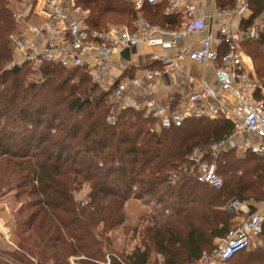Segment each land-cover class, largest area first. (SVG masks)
I'll return each mask as SVG.
<instances>
[{
    "label": "trees",
    "instance_id": "obj_1",
    "mask_svg": "<svg viewBox=\"0 0 264 264\" xmlns=\"http://www.w3.org/2000/svg\"><path fill=\"white\" fill-rule=\"evenodd\" d=\"M78 4L90 9L87 25L94 30H105L109 24L131 27L136 18L129 2L78 0ZM252 5L259 12L264 0H253ZM163 8L145 3L141 15L151 24L178 29L180 17L164 15ZM14 29L8 5L0 0V158L12 165L22 184L31 186L37 209L31 217L38 221L31 220L30 225L44 248L50 244L47 260L52 264H69L70 256L81 258L80 264H105L107 254L109 264H150L152 247L164 264H189L234 229L235 216L225 210L229 200H264V161L250 152L228 149L209 159L222 178L220 189L181 170L194 148L229 136L233 128L229 122L190 117L180 126L151 132L152 120L122 107L115 123L109 124L108 94L100 92L83 70L46 65V79L36 85L28 82L26 67L17 73L6 69L8 35ZM242 48L264 82V29L257 39L245 40ZM84 183L94 194L117 200L148 197L174 218L142 237L127 255H112L108 238L97 236L95 223L84 218L74 201L72 192ZM253 211L250 206L249 213ZM119 223L113 216L106 229ZM260 238L264 242V223ZM54 242L57 249L51 247ZM36 258L37 264L44 263ZM230 264H264V247L243 250Z\"/></svg>",
    "mask_w": 264,
    "mask_h": 264
},
{
    "label": "built area",
    "instance_id": "obj_2",
    "mask_svg": "<svg viewBox=\"0 0 264 264\" xmlns=\"http://www.w3.org/2000/svg\"><path fill=\"white\" fill-rule=\"evenodd\" d=\"M3 1L8 5L15 24L14 31L8 35L10 61L6 69L26 67L28 82L36 85L45 81L46 65L83 70L100 92L108 94L109 124L115 123L122 102L135 97L134 90L137 89L142 90L143 95L134 98L131 108L140 112L144 120L154 122L151 132L180 126L190 117L220 118L229 122L233 127L229 136L203 148H194L181 167L183 173L195 176L199 183L214 189H220L223 182L209 159L218 157L221 152L228 149L240 154L250 152L264 161V82L247 65V56L240 49L241 39L228 22L235 16L244 18L253 0H241L234 7L220 10L218 15L226 21L220 24L216 40L207 34L197 47L178 46V41L207 29L206 16L198 10V0H115L131 3L136 18L131 27L113 25L105 30H94L87 25L89 9L78 4V0ZM145 3L162 5L164 15L180 17V27L168 29L148 22L141 15ZM263 25L264 11L253 19L245 37L257 39ZM162 36L169 39L165 41ZM137 45H159L171 48L174 54L154 56L160 64L158 69H145L139 77L113 80L111 59ZM185 60L210 64L216 85L221 90L218 93L216 88L200 84L198 90L187 97L189 104L200 102L198 108H176L172 95L163 100L157 93L156 80L170 71L180 70V64ZM236 136H245L244 146L235 143ZM243 204L231 200L225 210L235 215ZM263 223L264 200L210 252L203 253L189 264H230L239 252L255 243L261 246ZM109 262L110 256L106 255L105 264Z\"/></svg>",
    "mask_w": 264,
    "mask_h": 264
},
{
    "label": "rangeland",
    "instance_id": "obj_3",
    "mask_svg": "<svg viewBox=\"0 0 264 264\" xmlns=\"http://www.w3.org/2000/svg\"><path fill=\"white\" fill-rule=\"evenodd\" d=\"M113 25L124 26V24H109L108 26ZM253 70H255L254 65ZM244 137L236 136L235 143L238 146H244ZM30 187V185L22 184L18 173L12 172V165L6 164V159L0 158V260L6 264H37V255L44 262L43 264H52V261L47 260L52 253L48 249L50 244L44 248L33 232L34 225H30L31 220L33 223L38 221V218L31 217L37 209L33 206L35 199L30 195ZM72 193L74 201L84 212V218L95 223L97 236L101 240L108 238L110 253L120 257L127 255L135 246L140 245L142 237L147 238L174 218L170 211L163 210L148 197L138 199L128 195L125 200H117L111 196L94 194L89 185L85 183ZM115 204L118 206L116 207ZM113 216H118L120 223L107 230L106 224ZM238 218L233 221L234 228L240 225V220L245 217L240 215ZM218 243L219 239L214 240L211 249ZM57 246L56 242L51 245L53 249H57ZM248 250H254L253 245ZM80 260L79 257L70 256L67 262L80 264ZM149 261L150 264H164L163 256L153 247L150 249Z\"/></svg>",
    "mask_w": 264,
    "mask_h": 264
},
{
    "label": "crops",
    "instance_id": "obj_4",
    "mask_svg": "<svg viewBox=\"0 0 264 264\" xmlns=\"http://www.w3.org/2000/svg\"><path fill=\"white\" fill-rule=\"evenodd\" d=\"M239 1L241 0H198V10L201 14L206 16L207 29L191 33L187 37L182 38L178 41V46L189 45L197 47L200 44V41L207 34H210L212 40L215 41L218 36L220 24L226 21L218 15V12L224 8L236 6ZM255 9L256 8H254L251 3L250 10L246 13L244 18L235 16L228 21L231 23L233 32L237 33L241 39L240 49L242 53L247 56V65L252 69L253 73H255V70H253L252 60H249L250 57L244 52L242 44L245 40H247L245 33L251 25L253 19L257 18L264 11V8L259 12ZM263 29L264 25L262 30ZM162 39L166 41L169 37L162 36ZM173 54L174 51L171 48H162L159 45L152 47L137 45L130 52L129 61L122 58L121 54L114 56L111 59V76L113 80H119L127 77H139L145 69H158L160 67L159 62L155 60L154 56H172ZM200 84H206L207 86L214 87L217 89L218 93H221L220 88H218L215 82L214 69L210 64H200L185 60L180 64V70L170 71L156 80L157 93L160 98L164 100L166 96L172 95L174 97V105L179 109L186 106H192V108H198L200 106V102L194 103L193 105L187 102V97L194 94L198 90ZM134 95L135 97H141L143 95V91L140 89L134 90ZM135 97L133 96L124 99L121 107H132L131 105ZM229 99L232 100L230 97ZM260 202L244 201L240 212L235 214L236 217L233 221H235V219L238 220L240 215L246 217L249 214L250 206L254 207L255 210L258 209ZM242 220L243 219L240 220V223ZM260 242L261 246L264 247V242L261 238ZM261 246H257L256 243L253 244L254 249Z\"/></svg>",
    "mask_w": 264,
    "mask_h": 264
},
{
    "label": "water",
    "instance_id": "obj_5",
    "mask_svg": "<svg viewBox=\"0 0 264 264\" xmlns=\"http://www.w3.org/2000/svg\"><path fill=\"white\" fill-rule=\"evenodd\" d=\"M131 51H132V49H131V50H129V49L124 50L123 52H121V57L124 58L125 60L129 61V55H130V52H131ZM18 70H19L18 67H14V68L11 70V72H13V73H17Z\"/></svg>",
    "mask_w": 264,
    "mask_h": 264
}]
</instances>
